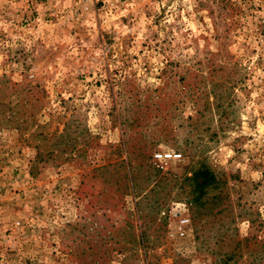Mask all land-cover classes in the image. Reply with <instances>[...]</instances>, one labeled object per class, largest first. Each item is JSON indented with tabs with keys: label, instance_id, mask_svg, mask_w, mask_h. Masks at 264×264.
Segmentation results:
<instances>
[{
	"label": "rangeland",
	"instance_id": "obj_1",
	"mask_svg": "<svg viewBox=\"0 0 264 264\" xmlns=\"http://www.w3.org/2000/svg\"><path fill=\"white\" fill-rule=\"evenodd\" d=\"M0 264H264V0H0Z\"/></svg>",
	"mask_w": 264,
	"mask_h": 264
},
{
	"label": "built area",
	"instance_id": "obj_2",
	"mask_svg": "<svg viewBox=\"0 0 264 264\" xmlns=\"http://www.w3.org/2000/svg\"><path fill=\"white\" fill-rule=\"evenodd\" d=\"M181 156L180 153H172V152H164L158 151L154 154V159L157 163H164L170 159L179 158ZM177 215V214H174ZM190 224V218L188 216H180L177 221L176 232L179 236H186L188 234V226Z\"/></svg>",
	"mask_w": 264,
	"mask_h": 264
},
{
	"label": "trees",
	"instance_id": "obj_3",
	"mask_svg": "<svg viewBox=\"0 0 264 264\" xmlns=\"http://www.w3.org/2000/svg\"><path fill=\"white\" fill-rule=\"evenodd\" d=\"M198 174L204 177V183L202 184V186L204 185V187H202L201 189L205 188V186L213 185L216 181L215 175L208 170H200L197 175Z\"/></svg>",
	"mask_w": 264,
	"mask_h": 264
}]
</instances>
